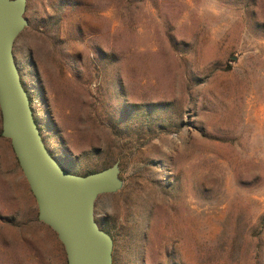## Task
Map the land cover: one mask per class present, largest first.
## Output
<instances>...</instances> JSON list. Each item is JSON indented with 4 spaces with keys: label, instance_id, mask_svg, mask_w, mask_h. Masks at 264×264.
<instances>
[{
    "label": "rangeland",
    "instance_id": "obj_1",
    "mask_svg": "<svg viewBox=\"0 0 264 264\" xmlns=\"http://www.w3.org/2000/svg\"><path fill=\"white\" fill-rule=\"evenodd\" d=\"M13 56L68 173L118 163L113 264H264V0H26ZM0 264H67L0 116Z\"/></svg>",
    "mask_w": 264,
    "mask_h": 264
},
{
    "label": "water",
    "instance_id": "obj_2",
    "mask_svg": "<svg viewBox=\"0 0 264 264\" xmlns=\"http://www.w3.org/2000/svg\"><path fill=\"white\" fill-rule=\"evenodd\" d=\"M25 8L26 0H0L1 137L10 143L38 221L54 231L67 264H113V239L96 223L94 208L99 196L122 188L118 163L75 175L46 149L13 56L14 42L27 26Z\"/></svg>",
    "mask_w": 264,
    "mask_h": 264
},
{
    "label": "flooded vegetation",
    "instance_id": "obj_3",
    "mask_svg": "<svg viewBox=\"0 0 264 264\" xmlns=\"http://www.w3.org/2000/svg\"><path fill=\"white\" fill-rule=\"evenodd\" d=\"M51 155V154H50Z\"/></svg>",
    "mask_w": 264,
    "mask_h": 264
}]
</instances>
